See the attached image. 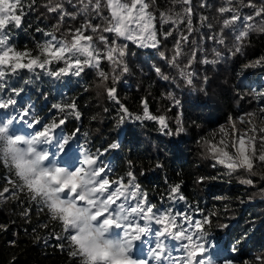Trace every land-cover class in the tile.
<instances>
[{
  "label": "trees",
  "instance_id": "obj_1",
  "mask_svg": "<svg viewBox=\"0 0 264 264\" xmlns=\"http://www.w3.org/2000/svg\"><path fill=\"white\" fill-rule=\"evenodd\" d=\"M146 2L150 6L149 11L156 17L154 23L160 47L159 50L145 49L130 41H119L128 44L125 59L129 69L117 84L119 99L133 114H142L141 100H147L152 114L166 116L173 135H165L158 124L148 120H129L117 127L116 121L120 115L118 105L108 100L96 87L98 77L92 68H86L80 77L62 80L44 75L36 79L27 70H21L18 76L9 78V84L24 88L17 98L19 107L33 106L31 111L41 121V124L35 125L39 130H42L44 123H51L54 119L58 123L63 117L64 114L52 108L53 104L74 101L81 118L77 120L74 115L67 116L65 124L55 130L54 135L57 132L63 135L75 133L74 142L93 153L96 149L104 150L111 143H117V149L109 150L101 157L113 170L110 179L124 176L126 180L127 171H133L147 200L157 208L171 207L177 212L194 213L196 218L201 213L209 216L212 223L206 226L210 233L208 239L213 244L217 241L220 244L216 255H228L224 251L225 245L241 239L239 251L231 258L239 261V264L245 261L259 264L256 258L264 257V194L261 193L264 181L259 176L248 177L243 170L231 176L225 175L226 169L222 166L213 167L215 161L206 155L203 141L208 139L210 144L220 146L222 137L219 129L229 117L258 113L260 97L250 84L237 83V73L245 62L264 56V33H250L242 42L241 51L233 54L236 41L230 30L224 31L223 45L207 38L220 34L222 20L217 19V8L221 0H192L193 27L196 31L189 38V43L181 46L184 54L178 61L179 67L172 66L169 60L174 54L176 40L182 33L187 35L186 24L178 27L162 25L159 14L169 9L179 10V6L174 5L173 0ZM256 2L259 4L261 0ZM46 3L47 0H35L32 9L22 20V27L11 29V43L18 49H34L37 42L48 39L42 32L36 31L37 28L52 31V26L57 24L56 14L47 12L44 7ZM202 3L206 7H201ZM65 7L68 11L76 12L79 5L73 8L66 3ZM242 12L251 14L252 10L244 7ZM103 15L108 16L106 8ZM202 15L208 18L203 26L200 21ZM229 15L231 13L225 14ZM86 19L101 28L105 25V21L94 14L90 17L81 15L75 21L69 19L62 24L56 35L60 37L69 27H79ZM165 31L172 32L167 39L163 36ZM86 34L94 35L100 49L104 45L98 40L99 35L108 37L109 41L115 38L114 34L99 30L97 34H92L90 30ZM193 50L197 59L190 69H185L192 72L193 82L188 85L180 76V68L184 67ZM160 52L165 54L164 59L160 58ZM205 59L219 62L204 64ZM154 66L160 67L169 79L165 81L157 76ZM101 68L111 74V65L106 60L101 62ZM25 80H29V83L25 84ZM169 93L181 102L179 107H174V102L168 99ZM177 117L184 128L180 134L175 133ZM15 127L31 132L21 124ZM259 135L264 133L257 134L258 138ZM50 151L55 153L57 149L53 146ZM68 152L74 169L78 163V153L74 146L68 147ZM56 157H53L55 161ZM201 176L212 179L197 183V178ZM242 178L253 179L255 186L242 185L239 182ZM9 179L18 181L14 170L0 162V192L4 187L12 189ZM177 184L180 194L185 197L183 201L170 199V188ZM218 195L227 196L228 199H214ZM5 196L8 194L5 193ZM40 207L30 200L26 190H17L15 197L0 198V226H4L0 227V264H79L78 258L68 255V242L55 238V234H63L61 226L51 221L47 210L40 211ZM26 208L29 209L27 217L22 214ZM45 224L47 227H43ZM61 243L64 244L63 249L59 247Z\"/></svg>",
  "mask_w": 264,
  "mask_h": 264
},
{
  "label": "snow or ice",
  "instance_id": "obj_2",
  "mask_svg": "<svg viewBox=\"0 0 264 264\" xmlns=\"http://www.w3.org/2000/svg\"><path fill=\"white\" fill-rule=\"evenodd\" d=\"M35 0H0V140L8 141L7 151L20 152L22 149L13 146L16 143L31 146L34 142L40 141L34 149L37 157H42L46 165L53 168L65 169L66 174L63 180L55 181L56 187L53 189V196L47 203H42L38 198L39 193L30 182L25 180L21 183V173L15 171L18 181L8 180L12 189L4 187L0 192V198L8 199L15 197L18 191H27L31 201L40 205V211L47 210L51 221L57 222L63 234H55L57 241H67L70 257L78 258L79 264H239L231 258V255L239 251L241 239L234 243L229 241L225 245L224 251L229 255L221 260L215 258L219 242L212 243L208 237V228L212 221L209 216L200 214L199 218L195 214L189 215L188 212H177L171 207L157 208L149 203L146 194L142 191L141 185L136 182L133 171L124 176L110 179L112 169L101 157L109 150L119 147L117 143H111L107 149H96L95 153L74 142L75 133L63 135L55 130L60 129L65 124L69 115H74L75 119L81 118L76 103H55L52 105L59 113L64 114L58 123L54 119L51 123H44L42 130L35 127L41 124L35 114L31 111L32 105L19 107L18 97L24 91L23 87H16L9 84V78L18 76L21 70H27L36 79L41 75L54 80H62L66 77H80L86 68L96 70L98 81L96 87L101 89L107 99L118 105L120 114L116 124L117 127L123 126L127 121H153L159 125L160 130L165 135H173L169 128L165 115H154L150 112L147 100H141L142 114H133L119 99L117 84L129 69L127 66V43L119 41H130L139 48L159 50L160 41L158 31L154 21L156 17L149 11V4L146 0H47L44 5L48 13L56 14L57 24L52 26V31L37 28V32H42L48 39L37 42L34 49H18L13 43L11 29H20L22 20L33 7ZM76 8L78 11L71 12L65 4ZM173 4L179 6V10L169 9L161 12L160 23L179 26L186 24L187 35L181 34L175 42L174 54L169 60V64L179 67L178 61L184 54L182 44L189 43V38L196 29L193 27L194 10L192 0H173ZM201 7H206L205 3ZM247 7L252 10L251 14H244L242 9ZM107 9L108 16L103 15ZM218 20H222L220 34L208 36V39L218 44H225L224 31L230 30L234 35L236 44L233 54L241 51L242 42L252 32L264 33V0L257 4L256 0H221L217 8ZM231 13L229 16L225 14ZM105 21V25H94L90 20H85L79 27H69L60 37L56 32L60 26L69 19L77 20L78 16L90 17L92 15ZM258 18V19H257ZM208 18L200 17L201 26ZM209 28L212 26L209 24ZM97 34L98 30L103 33L114 34V39L109 41L108 37L99 35L98 40L104 45L100 49L94 39V35L86 34L88 31ZM171 31H165V39L171 36ZM160 58L164 59L165 54L159 53ZM219 57V53H216ZM197 59L196 51L193 50L183 68H180V76L185 79L188 85L192 84V72L190 69L193 62ZM106 60L111 65V74L101 68V62ZM218 60L209 61L205 59L204 64L218 63ZM264 67V56L244 65L240 75L247 69ZM154 70L161 79L167 81L169 77L165 75L161 68L154 66ZM25 84L29 80L24 81ZM5 89L8 91L6 92ZM14 93V95H12ZM264 96V93H258ZM168 99L174 102V107L180 106V101L176 100L170 93ZM11 106V107H10ZM107 112L108 109L105 108ZM259 112H264L260 108ZM246 115L255 118L256 113L248 112ZM92 119H95L93 117ZM244 123V116L238 118ZM21 124L26 129H31L29 135L32 139L23 140L12 133V129ZM176 134L184 132L179 117L176 119ZM229 124L234 120L229 117ZM224 137L228 135L224 127L219 129ZM264 133V129L260 130ZM220 146L210 144L208 139L203 141L206 155L215 161L213 167L219 165L226 169L225 175L231 176L238 170H243L248 177L259 176L264 181V135L257 137L255 131L252 134L245 133L237 135L233 132V139L229 142L223 137L219 142ZM55 147V153L50 151V147ZM75 147L78 153V163L74 169L69 170L59 166L54 156L65 154L67 147ZM33 150V149H29ZM4 166L12 170L7 161ZM159 167V165H157ZM90 169L85 176V170ZM43 171V169H42ZM50 174V173H49ZM84 177L88 181L93 195L88 198L82 194L80 185L73 188L70 181L75 178ZM206 177H198L197 183H202ZM242 185L255 186L251 178H242L239 181ZM14 189V190H13ZM5 193L8 196H5ZM170 199L185 200L180 194V186L174 185L170 188ZM264 194V189L261 190ZM216 200H226L227 196H215ZM57 204L61 208H73L76 213L87 212L94 222L89 226L88 235L101 234L102 230L110 231L111 235L120 237L119 241L113 243L104 239L103 243L97 241L94 246L83 242V229L74 230V222L71 218H66L63 211L57 210ZM29 209H24L23 215L28 216ZM4 227V226H0ZM47 227V224L43 225ZM226 227V226H222ZM118 233V235H117ZM230 244V248L228 245ZM61 249L64 244H59ZM259 264H264V257H257ZM244 264H255V262L245 261Z\"/></svg>",
  "mask_w": 264,
  "mask_h": 264
},
{
  "label": "clouds",
  "instance_id": "obj_3",
  "mask_svg": "<svg viewBox=\"0 0 264 264\" xmlns=\"http://www.w3.org/2000/svg\"><path fill=\"white\" fill-rule=\"evenodd\" d=\"M18 138L23 140L32 139L23 135H16ZM14 141L13 146L22 149L20 152L7 151L9 145L7 140H0V162L7 161L9 167L15 171L19 170L21 173V183L25 180L31 183V185L37 189L39 196L38 198L42 203H47L53 196V189L56 187L55 181L63 180L66 174L65 169L53 168L51 165H46L42 157H37L36 151L34 150L40 141L34 142L31 146L24 145L22 143H16L15 138L9 137ZM33 150H29V149ZM43 169V171H42ZM90 169L85 170V176ZM50 173V174H49ZM72 187L75 188L80 185L82 194L85 197L90 198L93 195L91 188L88 186V181L84 177L75 178L70 181ZM57 210L63 211L66 218H71L74 222V230L83 229L82 236L83 242L87 245L94 246L97 241L100 243L104 242V239L110 240L115 245L120 237L110 234V231L102 230L101 234L88 235L89 226L93 225L94 222L91 220L87 212L76 213L73 208H61L57 204Z\"/></svg>",
  "mask_w": 264,
  "mask_h": 264
},
{
  "label": "rangeland",
  "instance_id": "obj_4",
  "mask_svg": "<svg viewBox=\"0 0 264 264\" xmlns=\"http://www.w3.org/2000/svg\"><path fill=\"white\" fill-rule=\"evenodd\" d=\"M255 60L256 59L247 61L241 65L240 71L237 73V83L242 85L250 84L251 86H253L254 90H256V93L258 95V93H264V77H263L264 67L247 69L243 72V75H240L241 70L244 68V65L253 62ZM258 96L260 97V99L258 100L260 102L259 109L264 108V96H260V95ZM256 114L257 115L255 118H250L246 114L243 115L244 123H241L238 118H233L234 128H233V124H229V119H228V121L222 126L225 128L228 135L224 137V134L220 133V131H219V135L230 142L233 139V132H235L238 136L244 135L245 133L252 134L253 130L255 131L256 135L259 134L260 130L264 129V112L258 111V113ZM30 133L31 132L29 131H25L19 127H15L12 129V133L10 134L25 136V135H29ZM68 157H69V152L67 147V152L65 154L57 155L56 163L61 167L67 165L68 167H64V168L72 170L73 169V167L71 166L72 162ZM225 256L227 255L221 254V255H216L215 257L219 261L223 259Z\"/></svg>",
  "mask_w": 264,
  "mask_h": 264
}]
</instances>
